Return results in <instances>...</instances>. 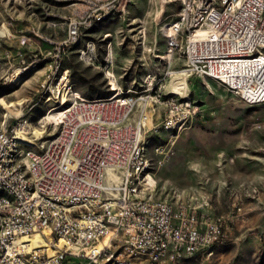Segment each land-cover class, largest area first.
<instances>
[{"label":"built area","instance_id":"obj_1","mask_svg":"<svg viewBox=\"0 0 264 264\" xmlns=\"http://www.w3.org/2000/svg\"><path fill=\"white\" fill-rule=\"evenodd\" d=\"M177 1V18L161 28L168 67L148 74L140 88L120 84L108 55L101 64L82 50L102 69L106 96L80 97L67 76L48 74L39 93L55 115L45 118L52 132L41 125L33 146L18 135L28 121L20 119L38 103L17 117L0 114V264H174L228 244L227 221L209 216L206 203L155 198L148 145L152 133L173 134L196 114L166 89L178 73L209 78L248 105L264 104V0ZM97 2L83 22H72L70 35L120 3ZM156 114L161 120L153 124ZM36 234L46 246L17 242Z\"/></svg>","mask_w":264,"mask_h":264},{"label":"rangeland","instance_id":"obj_2","mask_svg":"<svg viewBox=\"0 0 264 264\" xmlns=\"http://www.w3.org/2000/svg\"><path fill=\"white\" fill-rule=\"evenodd\" d=\"M119 1L102 21L81 25L75 37L69 34L72 22H83L97 0H0V114L17 117L38 103L20 120H28V136L33 137L35 130L42 132L50 104L40 98L39 90L51 72L57 78L67 76L80 97L106 96L109 85L102 69L87 61L88 54L82 57V50L95 54L101 64L108 55L125 88H140L148 74L167 69L161 28L177 18L178 1ZM104 2L112 5L111 0ZM172 67L179 70L181 61ZM14 75L17 81L12 80ZM176 97L188 102L196 114L173 134L160 130L150 135L154 196L206 203L207 214L223 218L229 227L228 244L213 256H194L174 264H264V173L254 181L251 176L240 177L233 163L223 177L216 164L224 158L234 157L237 162L261 156L264 104L248 105L217 82L198 75L189 76L187 87ZM21 98L26 101L19 110L7 108ZM160 120L159 114L154 115L153 124ZM157 146H162L160 152L155 151Z\"/></svg>","mask_w":264,"mask_h":264},{"label":"bare ground","instance_id":"obj_3","mask_svg":"<svg viewBox=\"0 0 264 264\" xmlns=\"http://www.w3.org/2000/svg\"><path fill=\"white\" fill-rule=\"evenodd\" d=\"M1 34H2V30L0 29V35ZM17 70L20 73L21 69L18 68ZM187 78H188L187 75L178 73L172 79V81L169 84V87L167 88V90L169 92H171V93H176V94H178L180 92L182 93V90H184L187 87ZM12 80L13 81H17L18 80L17 75H14ZM25 101H26L25 99L21 98V99H19L16 102H10L9 105L7 106V108H12L13 110L14 109L19 110V108H17V107L22 106L25 103ZM20 115H21V112L17 113V116H20ZM54 116L55 115H53V114H48L46 116V119L51 121L52 119H54ZM29 133H30L29 129H28L27 125H26L25 133L19 134L18 138H19L21 143H23L25 145L33 146L35 144V142H34L32 137L28 136ZM42 133L43 132H41L39 130H35V132L33 133L34 134L33 137L36 136L39 139V138H41L40 136H41ZM17 242L19 244H21V243L24 244L25 246H27L30 249L46 246V240H44V238L40 234H36V235H33V236H24L22 238H19L17 240Z\"/></svg>","mask_w":264,"mask_h":264},{"label":"crops","instance_id":"obj_4","mask_svg":"<svg viewBox=\"0 0 264 264\" xmlns=\"http://www.w3.org/2000/svg\"><path fill=\"white\" fill-rule=\"evenodd\" d=\"M263 160H264V157H263L262 150H261V156L256 158V160L251 161V160L240 159L239 161L236 162L234 157H230V158H224V159L218 160V162L217 163L215 162V163L217 164V166H219V170L221 171V173H223V177L225 176V170L228 173V165L234 163V166L238 167V169L240 170V171L237 170L238 173L240 174V177L249 178L251 176L254 181L257 178L261 179L260 173L262 172L264 173ZM210 164L212 165V162H210ZM210 164L208 167H210Z\"/></svg>","mask_w":264,"mask_h":264}]
</instances>
